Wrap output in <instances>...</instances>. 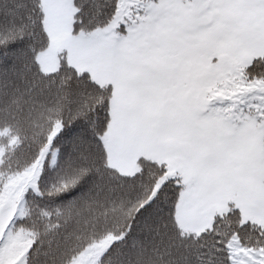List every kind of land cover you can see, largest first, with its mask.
Returning a JSON list of instances; mask_svg holds the SVG:
<instances>
[{"label":"snow or ice","instance_id":"1","mask_svg":"<svg viewBox=\"0 0 264 264\" xmlns=\"http://www.w3.org/2000/svg\"><path fill=\"white\" fill-rule=\"evenodd\" d=\"M0 264H264V0H0Z\"/></svg>","mask_w":264,"mask_h":264}]
</instances>
